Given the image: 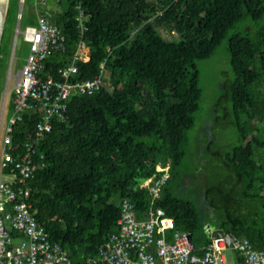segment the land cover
<instances>
[{
  "label": "trees",
  "instance_id": "trees-1",
  "mask_svg": "<svg viewBox=\"0 0 264 264\" xmlns=\"http://www.w3.org/2000/svg\"><path fill=\"white\" fill-rule=\"evenodd\" d=\"M55 3L54 22L65 33L66 46L50 51L44 69L55 73L82 40L89 60L77 62L73 78L93 77L102 61L108 77L99 90L70 96L64 119H53L39 141L46 164L32 179L30 201L50 238L69 249L74 264H89L114 230L121 200L130 199L143 215L152 201L137 183L153 174L157 162H170L169 179L152 205L173 216L194 246L208 241L207 189L198 196L185 188L191 170L184 142L201 96L196 60L211 55L228 30L238 27L227 47L234 72L228 95L238 113L240 142L225 153L223 163L231 172V189L242 187L244 202L243 211L217 222V229H231L263 249L264 0ZM78 4L85 14L82 29ZM161 29L177 36L166 38ZM35 119L24 114L14 141L30 137ZM252 208L254 217L248 212ZM195 236L204 240L196 243Z\"/></svg>",
  "mask_w": 264,
  "mask_h": 264
},
{
  "label": "built area",
  "instance_id": "built-area-1",
  "mask_svg": "<svg viewBox=\"0 0 264 264\" xmlns=\"http://www.w3.org/2000/svg\"><path fill=\"white\" fill-rule=\"evenodd\" d=\"M23 1L19 0V20ZM76 7L82 29L85 14L79 4ZM17 33H21L27 53L21 67L14 73L9 71L14 79L13 113L8 117L0 147V264H74L69 249L50 238L45 225L35 217L31 182L46 164L38 144L51 130L52 120L64 119L70 96L93 93L106 86L108 71L102 61L93 77L73 78L77 62L89 60V46L82 40L68 63L57 66L55 73L46 71L50 51L64 50L66 36L60 25L45 16L38 15L37 25L26 24L23 29L17 26L12 56ZM6 93L7 88L0 113V137ZM26 113L36 115V119L30 137L17 143L15 126ZM169 176L170 162H157L153 174L137 183V187L148 191L152 201L143 215L130 199L121 200L116 226L89 264H264V248L253 247L246 237L240 239L241 249L227 247L223 235L211 236L206 229L208 241L192 247L189 233L176 228L174 217L152 205L161 197ZM227 248L236 250L232 262L224 252Z\"/></svg>",
  "mask_w": 264,
  "mask_h": 264
},
{
  "label": "rangeland",
  "instance_id": "rangeland-1",
  "mask_svg": "<svg viewBox=\"0 0 264 264\" xmlns=\"http://www.w3.org/2000/svg\"><path fill=\"white\" fill-rule=\"evenodd\" d=\"M36 2L37 0L23 1L19 22H17L20 11L19 0H8L7 4L8 11L0 48V113L7 88L1 118L0 147L8 117L13 113L11 88L14 85V79L9 75V71L16 72L24 62L27 53L22 35L17 33L12 56L14 37L17 26L23 29L26 24L37 25ZM51 8L56 11L58 6L54 3ZM235 30H238V27L228 30L211 55L196 60L201 96L198 107L193 113V124L186 130L184 142L187 154L186 163L191 170L189 178L184 179L185 188L189 193L198 196H201L203 189H207L206 205L212 218L206 228L212 227L213 229H217V222L226 219L228 215L242 212L244 202L242 187L237 185L231 189L232 182L229 180L231 172L223 163L225 153L240 142L237 126L238 113L233 108L232 100L228 95V84L233 80L234 72L230 65L227 45L229 35ZM161 31L169 39L177 36L175 31L165 29ZM243 120L245 116L241 114L240 121ZM192 180L196 183H192ZM253 203L258 204V202ZM254 210V208L248 210L252 217L255 216ZM18 240L15 239V241ZM203 240L204 237H194L196 243ZM235 251L231 248L225 249L224 252L229 262L234 260Z\"/></svg>",
  "mask_w": 264,
  "mask_h": 264
},
{
  "label": "water",
  "instance_id": "water-1",
  "mask_svg": "<svg viewBox=\"0 0 264 264\" xmlns=\"http://www.w3.org/2000/svg\"><path fill=\"white\" fill-rule=\"evenodd\" d=\"M7 4H8V0H0V45L4 30V24L7 16V11H8ZM53 4H54L53 0H45V3L38 1L36 2L35 10L38 15L45 16L51 20H54L56 16L54 12L56 11H53V9L51 8ZM17 22H19V16ZM207 231L210 232L211 236L223 235L226 238L227 247L236 246L238 249H241L242 247V245L240 244V240L237 238L234 231H232L231 229L219 230V229H213L212 227H207ZM188 236L191 246L193 247L191 234H189Z\"/></svg>",
  "mask_w": 264,
  "mask_h": 264
},
{
  "label": "flooded vegetation",
  "instance_id": "flooded-vegetation-1",
  "mask_svg": "<svg viewBox=\"0 0 264 264\" xmlns=\"http://www.w3.org/2000/svg\"><path fill=\"white\" fill-rule=\"evenodd\" d=\"M236 235V234H235ZM237 236V238L240 240L243 236H241V235H236Z\"/></svg>",
  "mask_w": 264,
  "mask_h": 264
},
{
  "label": "crops",
  "instance_id": "crops-1",
  "mask_svg": "<svg viewBox=\"0 0 264 264\" xmlns=\"http://www.w3.org/2000/svg\"><path fill=\"white\" fill-rule=\"evenodd\" d=\"M41 2H42V3H45V0H42ZM53 2L55 3V0H53ZM206 229H207V228H206Z\"/></svg>",
  "mask_w": 264,
  "mask_h": 264
}]
</instances>
